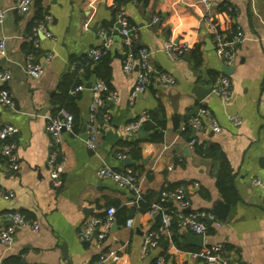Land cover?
<instances>
[{"label": "crops", "instance_id": "crops-1", "mask_svg": "<svg viewBox=\"0 0 264 264\" xmlns=\"http://www.w3.org/2000/svg\"><path fill=\"white\" fill-rule=\"evenodd\" d=\"M123 1L121 7L136 29V46L146 48L150 64L170 73L175 82L162 88L152 79L146 90L130 101L136 67L128 73L122 70L123 42L112 26L110 85L118 98L110 105L109 117H99L97 148L90 151L84 146L82 128L91 92L86 88L77 91L81 129L62 134L59 157L63 173L60 185L54 186L49 178L50 138L45 130L51 116V98L63 74L70 70V60L100 45L97 31L103 22L110 21L114 0H39L42 10L52 15L48 27L53 38L40 40L37 59L43 65V74L36 79L23 68V45L29 40L36 0L24 14L14 10L17 0H0V10L5 13L0 40L6 50L0 56V71L10 73L5 87L14 101L13 109L0 105V123L17 128L12 139L19 165L17 171H11L0 159V190L13 192L9 199L0 195V227L10 225L5 216L8 211L21 212L38 226L37 230L14 226L11 245L0 243V264H90L102 252L118 256L108 264H152L158 256L164 257L165 264H204L191 257V252L199 248L187 242L184 234L189 231L181 229L178 234L183 236V249L175 246L168 229L160 234L158 248L141 257L142 240L160 217L150 216V208H139V199L129 190L100 179L97 171L102 165L115 171L131 168L139 180L141 196L182 186L189 207L179 208L175 200L168 199V208L172 214L197 211L214 215L213 220L206 221L203 245L221 244L230 259L242 264H264V0H226L235 13L226 20L216 13V5L210 9L211 16L218 15L220 23L228 20L244 38L235 47L232 71L227 75L231 93L226 103L214 93L202 101L195 97L196 88L211 89L224 75V65L203 22L205 7L200 0H147L145 5ZM154 17L159 20L153 22ZM168 40L187 48L180 58L167 57L163 46ZM196 46L198 64L192 57ZM201 107L209 110L221 130H191V136L202 148L217 144L226 156L237 195L235 203L227 202L216 188L217 165L199 155L182 134L186 120ZM160 110L166 119L161 142L139 141L145 136L141 130H124L143 112ZM230 118H237L238 123ZM155 199L152 195L151 205ZM219 201L229 204L225 219L216 215ZM115 202L126 211L116 212L106 237L98 240L94 234L89 242L81 241L80 224L87 218H103L106 208L115 206ZM128 219H132L130 227L126 226Z\"/></svg>", "mask_w": 264, "mask_h": 264}, {"label": "built area", "instance_id": "built-area-1", "mask_svg": "<svg viewBox=\"0 0 264 264\" xmlns=\"http://www.w3.org/2000/svg\"><path fill=\"white\" fill-rule=\"evenodd\" d=\"M33 0H17L14 10L18 14H24L28 11ZM220 0H200L205 7V14L203 15V22L206 24L208 31L211 33L215 51L225 66H231L234 61L235 47L243 41V36L236 29L232 33L230 39L226 38V33L220 32L217 24L212 21L210 9ZM5 13L0 10V24L3 22ZM158 17L153 18V22H157ZM52 15L46 13L43 19L37 23L32 29L30 39L34 48L38 49L40 46L41 38L52 39L53 36L49 30V25L52 23ZM115 27L118 34L122 38V44L130 47L135 36V27L128 23L127 16L120 7L115 20ZM88 25L84 24V28ZM101 38L99 46L88 50L87 54L93 60H97L103 51L109 50L112 45V38L106 33V30L99 28L97 31ZM42 36V37H41ZM185 46L174 44L171 40L164 43L163 50L167 57L171 60L180 58L186 51ZM6 53L3 40H0V56ZM150 52L146 48H139L136 56L129 51L123 60L122 70L126 73L131 72L136 67V76L133 87L130 91L129 99L133 101L138 95L142 94L151 80H156L162 88H168L175 82L174 77L167 72L156 70L149 62ZM51 53L47 52L46 57L50 58ZM73 64L70 69H73ZM23 68L25 73L36 79L43 74V65L36 58L34 54L25 56ZM10 79L8 71H0V105L13 109L14 101L9 90L5 87V83ZM85 89L84 85H79L75 91ZM91 92V101L88 106V116L84 124L85 138L83 139L84 146L90 150L95 151L98 141V119L100 116L109 117L110 105L114 103L117 98V92L113 89H108L107 86L99 79L90 81V86L87 88ZM211 93L216 94L224 103L228 102L231 93V81L227 75L219 76L213 87ZM147 119L146 112L140 114L135 120L128 122L124 126L126 132L137 133L141 129V124ZM234 123H238L237 118H230ZM188 125L192 131L211 130L213 132H220L221 128L215 118L211 115L208 109L201 107L198 109L197 114L188 120ZM184 128H182L183 130ZM45 130L50 138V154L48 163L50 165L49 178L54 186L60 185V177L63 173V163L60 159V145L62 142L63 132H70L74 134L73 117L69 113L63 112L61 117H49ZM17 133V128L11 124L0 123V159L7 169L11 171L18 170V161L16 155V142L12 139ZM195 139L192 137L188 141V145L192 147ZM118 158H122L118 155ZM97 176L100 179L111 180L118 188L127 189L134 194L137 199L141 198V187L139 180L131 168L122 171H115L107 165H102L98 171ZM254 184H258L257 179H253ZM0 195L4 199H9L13 196L12 191L2 192ZM166 199H173L178 203L179 208L189 207V201L185 195L183 187L177 188L174 191L161 192L160 202L152 204L150 207V216L158 214L160 217V225L156 229L148 231L140 246V256L145 257L153 249L158 248L160 234L169 229L173 218L176 219L177 227L181 230H186L195 235L205 236L207 232V220H213L214 215L211 212H197L191 211L188 213H173L163 203ZM115 208L109 206L106 208L103 218H87L84 220L78 230V238L83 242H89L94 234L98 240H103L110 230V226L114 220ZM6 218L10 221V225L0 227V243L9 247L12 243L14 226L28 227L37 230V223L33 220L27 219L21 212L8 211L5 214ZM132 219L126 221V226L130 227ZM219 225V223H218ZM96 232V233H95ZM191 257L204 262V264H242L241 262L234 261L228 257L224 246L221 244L203 245L201 248L192 251ZM118 256L113 252L100 253L97 258L90 264H108V262L116 261ZM152 264H165L163 256H158L154 259Z\"/></svg>", "mask_w": 264, "mask_h": 264}, {"label": "trees", "instance_id": "trees-1", "mask_svg": "<svg viewBox=\"0 0 264 264\" xmlns=\"http://www.w3.org/2000/svg\"><path fill=\"white\" fill-rule=\"evenodd\" d=\"M137 3L145 5L147 0H135ZM124 4L123 0H114V4L110 7L111 12V19L108 22H103L101 28L106 30V33L110 35L112 31L110 28L115 26L116 14L119 8ZM37 12L32 20V24L30 27L29 33V40L24 43L23 50L26 55L34 54L36 58L39 56V50L34 48L32 44V40L30 39L32 29L43 19V16L46 14L41 8L39 0H36ZM216 13L218 15H222L225 20L227 18L231 19L234 17L235 13L233 9L229 6L226 0H220L216 5ZM213 15L211 19L213 22L217 24L218 29L220 32L226 33V38L230 39L232 33H228L229 30H232L235 33V26L233 24H229L228 20L224 21V23L219 22V16ZM128 23L132 25L131 21L129 20ZM198 46L192 50V57L195 59L196 64L199 63V56H197V49ZM142 47H137L135 42H132L130 47L123 45V58L126 57V54L131 51L135 56L137 54V50ZM111 52L110 50H105L99 56L97 60H93L87 53H84L78 57H73L70 60V65L73 64V69L68 70L61 79L59 80L56 88V93L51 98V116L52 117H61L60 112L65 111L69 113L73 117V125H74V132H79L81 129V124L78 121V108H77V100L80 97V93L75 91V88L79 85H84L90 82L93 78L99 79L107 86L108 89H112L110 85L111 80ZM147 119L142 122L141 124V131L145 134V136L140 139L139 141H146L151 143H159L163 139V131L165 129V115L163 110H160L159 113L153 112H146ZM189 120V119H188ZM188 120H186L184 124V129L182 130V134H184L189 141L191 136V129L188 125ZM195 145V144H194ZM195 151L206 158H210L216 165H217V178H216V188L220 192V194L224 197V199L229 203H235L237 199L236 191L232 184V172L227 161L226 156L221 151L217 144H212L208 147L202 148L200 145L194 146ZM136 157L139 155L136 154ZM179 186L177 188H180ZM175 187L169 188H162L159 192H148V194H144L138 200V207L142 209H149L151 207V196L155 195V203L160 202L161 192L163 191H174L177 189ZM167 207L171 206V203L168 199L163 203ZM115 206V214L116 212L126 211V208L120 206L118 202L114 203ZM114 214V215H115ZM25 216V215H24ZM26 217V216H25ZM29 219V217H26ZM31 220V219H30ZM160 225L156 223L153 229L158 228ZM169 230L172 232V241L175 246L179 249H183L182 245V235L178 234V227L176 223V219L173 218L171 221ZM11 264H16L11 263Z\"/></svg>", "mask_w": 264, "mask_h": 264}, {"label": "water", "instance_id": "water-1", "mask_svg": "<svg viewBox=\"0 0 264 264\" xmlns=\"http://www.w3.org/2000/svg\"><path fill=\"white\" fill-rule=\"evenodd\" d=\"M94 29H95V27H94ZM114 55L116 56V54H114ZM231 71H232V66H225L224 65L221 69V72L224 75H228ZM89 86H90V82L85 84L86 89L89 88ZM196 90L197 91H194V93H195V97L198 101H202L206 96H208L211 93V89L203 90V89H197L196 88ZM173 123H174V127H176V125H177V118L176 117L173 118ZM82 129L84 130V127ZM140 135H143V133L140 132ZM228 208H229L228 203H224L222 201H219L215 207L217 217L220 219H225ZM184 235L187 239V242L190 245L196 246L198 248L203 246V236L202 235H195V234H192L190 232H186Z\"/></svg>", "mask_w": 264, "mask_h": 264}]
</instances>
